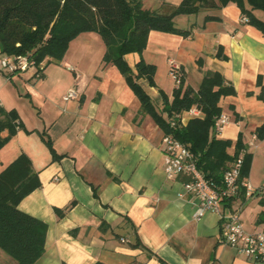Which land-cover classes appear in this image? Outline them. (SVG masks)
I'll return each mask as SVG.
<instances>
[{
    "label": "crops",
    "instance_id": "0c3cea01",
    "mask_svg": "<svg viewBox=\"0 0 264 264\" xmlns=\"http://www.w3.org/2000/svg\"><path fill=\"white\" fill-rule=\"evenodd\" d=\"M179 1L142 3L168 12ZM207 14L218 19L204 20ZM174 23L192 25L191 34L150 30L141 56L156 66L155 85L144 77L138 83L167 119L159 88L170 100L175 83L168 74L169 59L181 65L185 84L195 89L206 70L220 71L236 92L220 99L230 120L216 137L230 139L232 153L241 134L251 153L245 179L254 189L264 187V140L254 134L264 122V99L257 96L264 89V36L242 21L234 3L194 16L180 14ZM219 46L226 58L216 56ZM103 52L99 34L83 31L60 60L43 67L41 77L32 67L14 72L0 68V106L15 109L21 121L0 148V170L24 152L40 180L18 203L47 224L44 251L32 264H264L220 241L222 220L216 212L195 216L198 200L184 187L189 176L168 178L164 171L163 129L142 109L120 70L102 62ZM124 58L135 71L139 54L129 52ZM69 88L76 95L64 99ZM182 115L186 123L189 117ZM231 204L240 208L245 231L264 230V223L256 221L264 212V191ZM56 208L63 209L61 216ZM4 254L0 248V264H15Z\"/></svg>",
    "mask_w": 264,
    "mask_h": 264
},
{
    "label": "trees",
    "instance_id": "16d2710c",
    "mask_svg": "<svg viewBox=\"0 0 264 264\" xmlns=\"http://www.w3.org/2000/svg\"><path fill=\"white\" fill-rule=\"evenodd\" d=\"M228 3H234L239 8L242 21L264 36V0H180L168 12L147 8L142 0H0V53L32 59L34 74L41 77L43 67L50 61L60 60L75 36L83 31H95L104 43L102 62L111 63L120 70L138 96L142 109L151 112L164 133H172L185 143L194 154L203 176L212 185L222 188L223 171L236 156L242 153L239 181L247 177L251 162V153L245 151L241 134L230 153L228 148L232 141L210 133L215 117L222 112L221 97L236 92L232 83L220 71L206 70L195 89L185 84V72L181 70L170 100L159 88L162 109L168 117L165 119L156 111L137 80L144 77L150 85H155L153 75L156 66L145 62L141 56L150 30L189 36L192 25L189 28L177 27L175 16L196 14L203 9L219 8ZM256 9L262 12L261 16L254 12ZM211 19H218V16H204V20ZM219 48L216 56L226 58ZM129 52L139 54L135 71L124 58ZM197 62L202 65L201 58ZM257 85H261L259 77ZM251 93L247 91V94ZM257 96L264 99V89ZM193 105L203 112L202 117H190L184 124L176 121L174 127L169 125L175 113ZM230 108L234 117L239 118L234 107L230 105ZM20 125L15 109L6 110L0 106V148ZM4 130L6 134L2 135ZM254 134L264 140V122L255 127ZM38 186V175L24 152L0 170V248L15 260V264H32L44 251L46 222L18 208L19 201ZM237 197L242 201L245 199L243 188L238 187L235 195L222 200L232 206L231 202ZM55 210L59 216L63 214V209ZM256 221L264 223V212L258 215ZM93 264L106 263L95 261Z\"/></svg>",
    "mask_w": 264,
    "mask_h": 264
},
{
    "label": "built area",
    "instance_id": "2783aa9c",
    "mask_svg": "<svg viewBox=\"0 0 264 264\" xmlns=\"http://www.w3.org/2000/svg\"><path fill=\"white\" fill-rule=\"evenodd\" d=\"M33 60L25 56L5 55L0 59V68L14 72L16 70H24L33 68ZM183 70L181 65L174 59H169L168 74L174 83H178L180 71ZM76 95L75 88H69L64 99L74 97ZM183 113L190 117H202L203 112L196 106H190L181 113H175L169 120L171 127L176 126V121L184 124ZM230 120L229 115L221 112L215 117L210 128V133L217 134L223 126ZM164 144V171L168 178H174L180 173L187 174L188 180L184 182L186 190L192 192L198 204L195 210V216L200 217L206 211L216 212L222 220L219 239L221 242L236 246L241 252L249 257L264 260V230L257 232H247L243 228L240 218V208L228 206L223 202V198L235 195L238 187L244 189L245 196L252 195L253 191H264V187L254 189L249 182L243 178L240 181L239 173L242 164V153L236 156L223 171L222 188H218L208 181L196 165L194 154L188 146L179 141L172 133H165L162 137ZM222 205V210L220 208Z\"/></svg>",
    "mask_w": 264,
    "mask_h": 264
},
{
    "label": "rangeland",
    "instance_id": "374dc122",
    "mask_svg": "<svg viewBox=\"0 0 264 264\" xmlns=\"http://www.w3.org/2000/svg\"><path fill=\"white\" fill-rule=\"evenodd\" d=\"M189 15H190V16H191V15L194 16V14H189ZM176 24H177V26H182L183 23H182V21H180V20L178 21V20H177V23H176ZM92 51L94 52L95 49H93V50L89 49V50H88V52H92ZM4 255H6V257H9V256H7V254H4ZM10 259H11V258H10ZM12 261H13V260H12ZM2 264H11V263L6 262V263H2Z\"/></svg>",
    "mask_w": 264,
    "mask_h": 264
}]
</instances>
